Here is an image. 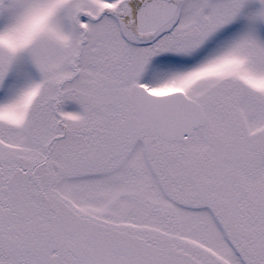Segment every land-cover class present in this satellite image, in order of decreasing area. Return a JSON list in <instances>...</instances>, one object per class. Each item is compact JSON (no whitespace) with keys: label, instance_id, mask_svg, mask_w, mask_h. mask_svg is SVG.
I'll use <instances>...</instances> for the list:
<instances>
[{"label":"rangeland","instance_id":"374dc122","mask_svg":"<svg viewBox=\"0 0 264 264\" xmlns=\"http://www.w3.org/2000/svg\"><path fill=\"white\" fill-rule=\"evenodd\" d=\"M177 2L141 35L139 0H0V264H79L4 239L43 214L103 260L264 264V0ZM134 83L205 125L162 139Z\"/></svg>","mask_w":264,"mask_h":264},{"label":"water","instance_id":"95a60500","mask_svg":"<svg viewBox=\"0 0 264 264\" xmlns=\"http://www.w3.org/2000/svg\"><path fill=\"white\" fill-rule=\"evenodd\" d=\"M176 10L177 4L172 1H149L136 12L138 31L141 34L155 32L174 17ZM130 99L143 122L164 139L181 140L205 124L202 107L183 92L154 95L142 85H133ZM76 254L83 256L79 252Z\"/></svg>","mask_w":264,"mask_h":264},{"label":"flooded vegetation","instance_id":"af4514ba","mask_svg":"<svg viewBox=\"0 0 264 264\" xmlns=\"http://www.w3.org/2000/svg\"><path fill=\"white\" fill-rule=\"evenodd\" d=\"M139 1L140 5H142L151 0ZM48 218L49 216L47 214L39 216L38 227L26 228L25 231L18 228L17 225H11L3 237L17 248H24L26 250L34 249L38 250L39 253L44 251L53 252L55 250L56 252H60L59 255H63L67 258L71 257L72 261L78 262L79 264H158V262L147 257H142V259L137 260L133 259L131 262L128 259L129 257L112 260L113 258H111V256L114 255V252L112 251V253H110L111 256L109 255V258L105 260L99 259L98 257L95 258L94 255L86 249L85 243H82L79 241L80 239H77V234L72 238L71 232L69 234L66 231L64 232V230L61 231L59 229L57 226V219H53V224H51L49 223ZM71 223L74 226L76 225L75 221H72ZM0 232L3 231L0 229ZM74 250L81 253L83 256L79 257Z\"/></svg>","mask_w":264,"mask_h":264}]
</instances>
